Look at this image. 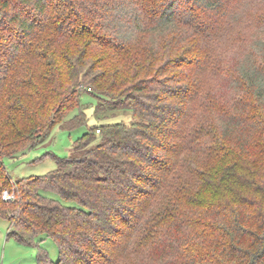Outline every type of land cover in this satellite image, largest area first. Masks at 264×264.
<instances>
[{
  "label": "trees",
  "instance_id": "1",
  "mask_svg": "<svg viewBox=\"0 0 264 264\" xmlns=\"http://www.w3.org/2000/svg\"><path fill=\"white\" fill-rule=\"evenodd\" d=\"M262 3L0 0L8 239L37 248V264H264V40L229 73L231 110L203 87L222 73L214 45ZM84 93L107 123L88 124ZM59 124L87 132L54 170L14 181L5 159Z\"/></svg>",
  "mask_w": 264,
  "mask_h": 264
},
{
  "label": "rangeland",
  "instance_id": "2",
  "mask_svg": "<svg viewBox=\"0 0 264 264\" xmlns=\"http://www.w3.org/2000/svg\"><path fill=\"white\" fill-rule=\"evenodd\" d=\"M264 40V3L257 9H251L244 16L242 23L226 37L214 45L213 56L219 61L222 73L214 77H206L205 90H211L218 98L220 106L229 107L239 97L238 89L234 87L229 73L235 75L238 64L244 61L250 54H255L257 40ZM261 57L264 55L260 53ZM257 57L262 61V57ZM82 105L88 116L89 125L107 123L98 121L95 115L97 99L88 93L82 95ZM228 109V108H227ZM78 110L73 111L68 118L73 117ZM218 116V112H216ZM203 117L207 120H215V113L205 110ZM112 122L124 121L131 123V114H122L111 119ZM87 132L83 126L73 131L66 130L62 125L54 127L51 135L37 148L23 154H18L14 159H5V165L14 181L31 176H43L56 168V162L51 155L64 158L73 152L75 142ZM9 223L0 221V264H37L38 249L19 243L14 238L8 239ZM44 238L41 248L44 249L52 261L59 258L58 246L51 238ZM40 238V239H41Z\"/></svg>",
  "mask_w": 264,
  "mask_h": 264
},
{
  "label": "built area",
  "instance_id": "3",
  "mask_svg": "<svg viewBox=\"0 0 264 264\" xmlns=\"http://www.w3.org/2000/svg\"><path fill=\"white\" fill-rule=\"evenodd\" d=\"M2 198L5 201H11L15 198L14 194L10 193L9 191H4L2 194Z\"/></svg>",
  "mask_w": 264,
  "mask_h": 264
}]
</instances>
